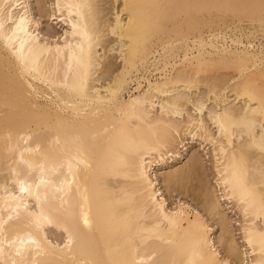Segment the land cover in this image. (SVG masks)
I'll list each match as a JSON object with an SVG mask.
<instances>
[{"label": "bare ground", "instance_id": "6f19581e", "mask_svg": "<svg viewBox=\"0 0 264 264\" xmlns=\"http://www.w3.org/2000/svg\"><path fill=\"white\" fill-rule=\"evenodd\" d=\"M47 2L0 0V264H264V0Z\"/></svg>", "mask_w": 264, "mask_h": 264}, {"label": "rangeland", "instance_id": "374dc122", "mask_svg": "<svg viewBox=\"0 0 264 264\" xmlns=\"http://www.w3.org/2000/svg\"><path fill=\"white\" fill-rule=\"evenodd\" d=\"M28 1L30 2V6L29 7H31L32 15L35 17V19L39 23L40 31H42L43 34H46V33H49V32H53L52 30H54V32H56V33L57 32L58 33H62L63 32L65 27L61 23L57 24L56 19H52V18H49L48 16H46V13H45L46 9H45L44 14H43L44 16L43 15L39 16V14H37L38 12L36 11L37 10L36 0H28ZM51 3H52V0H48L47 5L48 6L50 5V8L48 7V9H50L49 11H51ZM229 21H233V20H229ZM254 23H256V22H254ZM243 24L246 25L247 22H246V24L245 23H243ZM214 25L215 24H213V26ZM249 27H251V26H249ZM257 34L258 35H255L256 37L254 39L255 40L254 43L258 47L260 45V43L264 41L263 36L261 37V35H263L264 33L262 31H260V33H259V31H257ZM256 38H258L257 42H256ZM259 39H260L261 42L259 41ZM116 59H114V60H116ZM116 61L120 62V59L118 58ZM117 64H119V63H117ZM183 138L185 139L184 143L180 145V148H181L180 151H181V154H182L183 157H181V159H178L177 162H176L177 159L175 161H173L172 162L173 165L174 166H186L188 161H190V159L196 153H198L200 156H202L201 158L203 159V163H204L205 168L208 169L209 172L211 173L210 170H211V167H212V162H211V159H209V157L211 156L209 154L210 153V145L209 144L207 145L206 143L202 144V142H200L199 140H193V139H191V137L189 135L183 136ZM184 144H185V147L183 146ZM169 163H170L169 166H171V161ZM161 172H163V173L161 174ZM165 172H167L166 169L160 171V177L161 178H163V176L165 175ZM211 177H213V176H211V175L209 176V178H210L209 182H211L210 181L212 179ZM211 187L212 186L209 185L210 189H211ZM195 193L196 192H194V190L191 191L188 195H183V193L178 194V191H176V192L174 191V193L173 192L170 193L169 191H166V195L169 198L171 203L175 202L179 198H182L183 201L188 202L190 205H192L193 207H195L196 209H198L199 211L204 213V209H203V207H202V205L200 203V200L197 201V199H199V198L196 196ZM226 205L227 204L223 205V207H224L223 210L225 209ZM229 213H230V215L232 214L231 216L233 218L236 217L233 213H231V212H229ZM210 223L214 226V229H215V234H213V237H216V239H217L218 236H220L221 231H220L218 226L213 221H210ZM237 238H239V235H237Z\"/></svg>", "mask_w": 264, "mask_h": 264}]
</instances>
